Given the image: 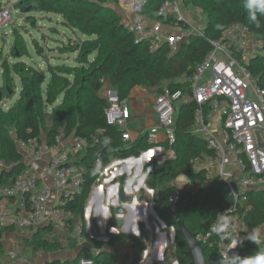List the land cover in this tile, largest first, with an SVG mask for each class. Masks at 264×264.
I'll return each mask as SVG.
<instances>
[{"label":"trees","instance_id":"16d2710c","mask_svg":"<svg viewBox=\"0 0 264 264\" xmlns=\"http://www.w3.org/2000/svg\"><path fill=\"white\" fill-rule=\"evenodd\" d=\"M144 1V14L151 22L191 30L188 21L161 12L165 0ZM181 1L188 11L192 8L200 9L206 16L207 23L199 32L192 31L176 51L168 44L152 51L147 43L135 42L134 33L128 30L123 15L116 8L117 0H20L25 8L30 9L25 17L27 23L36 24L34 14L53 15L60 18L61 26L77 37H69L71 47L65 51L78 55L74 66L64 61L53 64L51 60H63L61 55L48 58L45 48L39 41L33 40L34 51L46 63L47 72L51 76L47 80L41 69L22 61L29 57L28 47L18 28L13 29L15 45L11 47L10 57L16 62L7 68L5 78L8 86L12 85L16 92V82L11 75L14 71L20 79L21 90L16 105L9 111L0 109V137L3 145L0 158L6 165L0 166V183L3 185H11L26 168L18 141L37 140L40 146L46 143L48 147H55L69 143L76 137L86 140V145L71 161V165L82 173V191L68 204V208L74 212V218L69 222L65 233L76 231V224L82 221L79 238L89 247H85L76 259L51 260L46 264H78L82 258L93 259L95 264H118L116 254L103 251L102 248L111 247L122 240L131 241L133 249L137 250L132 264H138L145 251L146 247L137 237L108 233L107 242L97 241L88 236L85 226L86 200L101 173V169L95 167L96 160L101 159L103 167H106L115 160L138 157L152 148L147 132L134 141H125L124 131L107 123L106 110L109 103L104 97L105 90L114 89L122 102L128 100L136 87L158 96L166 89L187 93L191 87L188 77L210 53L212 42L222 39L233 22L244 24L254 35L264 40V15L257 14L261 25L257 28L248 18L244 0ZM21 3L17 4L18 9H21ZM73 42L77 44L74 43V46ZM48 50L50 54L55 53L54 48L48 47ZM248 69L256 83L264 89V56L251 58ZM175 110L176 143L173 146L165 143L164 147L166 152L175 151L176 158L164 163L151 162L148 165L151 171L147 184L155 193L156 212L169 228L176 231L172 258L177 259L179 264H193L188 256L189 246L177 222L161 212L163 207L170 208L168 196L173 187L166 195L167 184L183 175L191 180L193 186L183 193L173 210L195 235L207 233L211 224L217 220L219 212L235 207V200L230 189L219 178L207 180V172L195 170L191 164L198 156L212 155L206 141L194 134L197 104L179 102ZM45 115H48L51 124L44 122ZM106 137L110 139L107 145L103 143ZM195 187L196 190L193 189ZM249 198L247 205L250 209L244 216L248 233L264 224V191H253ZM117 224L115 217L110 219V228ZM140 229L143 231L144 226L141 225ZM3 232L15 234L16 231L9 228ZM58 235H53L52 227L40 226L31 232V238L38 239L31 246L35 245V252L65 249L58 239H54L60 237ZM218 237L219 235L216 236L217 239ZM1 238L2 234L0 253L4 251ZM91 248H98L102 252L93 255ZM243 249L239 256L247 257L264 249V246L246 240ZM205 256L212 260V264H218L221 255L214 247L206 249Z\"/></svg>","mask_w":264,"mask_h":264},{"label":"built area","instance_id":"2783aa9c","mask_svg":"<svg viewBox=\"0 0 264 264\" xmlns=\"http://www.w3.org/2000/svg\"><path fill=\"white\" fill-rule=\"evenodd\" d=\"M144 4V0L134 4L136 11L139 12ZM161 12L186 20L176 0H165ZM125 23L128 30L134 33L135 42L147 43L152 51L165 44L176 51L192 32L181 30L164 36L156 27L131 21ZM259 55L264 56V40L244 24L233 22L222 39L212 42L210 53L188 77L191 85L189 92L166 89L164 94L157 97L154 111L158 126L148 132L152 148L144 151L139 158L123 160L125 165L139 161L149 164L155 157L165 154V147L160 144L158 135L163 133L164 142L170 146L176 143V104L196 103L194 134L206 141L212 155L198 156L191 164L195 170H205L207 180L219 178L230 189L235 207L219 214L231 217L229 233L240 236L248 233L244 216L250 209L247 205L250 202L249 194L264 191V89L256 83L248 69L250 59ZM104 97L109 103L107 123L124 131L125 141L131 140L127 130L131 111L126 102L120 101L118 93L111 88L105 90ZM85 145L86 140L81 137L55 147H48L46 143L40 146L37 140L18 141L26 168L11 185L0 183V236L4 229L9 228L31 233L40 226H49L53 229V235L68 231L69 222L74 218L68 204L82 191V173L71 165V161ZM46 153L50 159L44 173H41L35 161L42 159ZM115 163L113 161L103 167L101 159L96 160L95 167L101 169L99 180L105 176L113 177L117 170L110 172L109 169ZM192 186L190 179L175 180L168 196L170 208L174 209L183 193ZM217 220L207 233L197 235V241L205 250L216 247L220 255L227 252L230 258L235 257L238 247L230 248L228 239L221 240L220 236L217 239V234L209 235ZM88 221L87 234L94 239V224ZM82 225V221L78 222L76 229L80 231ZM117 232L115 227H111L102 237L108 239V233ZM169 259L167 262L164 251L162 264H179L177 259ZM78 264L95 263L93 259L82 258Z\"/></svg>","mask_w":264,"mask_h":264},{"label":"rangeland","instance_id":"374dc122","mask_svg":"<svg viewBox=\"0 0 264 264\" xmlns=\"http://www.w3.org/2000/svg\"><path fill=\"white\" fill-rule=\"evenodd\" d=\"M137 5L140 0H117V10L121 15L124 17V21L128 22L131 21L132 23H140L145 26H151L152 22L145 16L143 7L141 10L136 11L137 6L131 5V2H134ZM180 6V13L181 15L188 21L190 26L193 29V32H199L202 30L206 22V16L202 13L200 9L192 8L190 11L185 9L182 5L181 0H177ZM21 3L20 0H0V109L7 110L11 109L14 105H16L18 94L21 90V82L18 78L17 74L12 71V79L16 82V88H12V85L7 84L5 73L7 68L10 66L11 63L16 62L13 57H10L11 47L15 45V38L13 34V29L18 28L19 32L21 33L24 41L27 44L29 57L23 58L22 61H25L27 64L35 65L37 69H41L47 78L50 79V74L47 72L46 63L43 61L42 58L38 57L34 51L32 42L33 40L39 41L40 45L45 48V54L48 58L53 57H60L63 60H51L53 64H59L63 61L69 65H76V61L78 55L74 52L65 53L71 44L69 43V37L76 39V35L71 33L70 30L64 28L60 25L59 17L53 15H44V14H34V21L36 24L27 23L25 21L26 13H22L21 9H18L17 4ZM21 6V4H20ZM162 33V32H161ZM163 34V33H162ZM164 36H170L172 33L163 34ZM84 37V36H83ZM63 41V43H61ZM77 44V42H73L72 45ZM70 44V45H69ZM75 46V45H74ZM48 47L54 48L55 53L50 54ZM93 57V56H91ZM6 87V88H5ZM16 93V96L14 94ZM164 94V93H163ZM49 115V114H48ZM48 115H45L44 122L51 124V120ZM134 130L136 132H140L142 129L140 127L142 124L140 122L134 123ZM44 137V135H43ZM148 150V149H147ZM146 151V150H145ZM0 152H3V145L1 142L0 137ZM166 152V151H165ZM173 152V153H172ZM142 155V154H141ZM132 157L139 158L141 157ZM176 158L175 151H167L162 156L155 157L157 163H164L169 160H173ZM50 157L46 153L42 159L37 160L35 162L39 164L47 165ZM25 160V159H24ZM124 159L115 160L118 166H125ZM143 160V159H142ZM0 166L6 167L5 161L0 158ZM151 169V167H150ZM99 183V180L97 184ZM96 184V185H97ZM168 189L165 190V194L168 195L171 188L175 185V180L173 182H169ZM190 188V187H189ZM197 189V188H196ZM194 189V190H196ZM190 190V189H188ZM156 199V198H155ZM158 203V202H157ZM160 204V203H159ZM85 226L88 229V219L85 216ZM110 221V220H109ZM92 223V221L90 220ZM109 227L105 226V228ZM98 228L100 233L98 236L95 235L94 239L99 241L100 238L103 236L104 230ZM108 229L105 231L107 232ZM79 232L77 229L72 233H62L54 239H58L61 244L65 247L62 250H56L52 252H45L44 250H40L35 252L33 250L32 242H36L38 239L31 238V233L29 231H18L13 233H9V235H5L2 233L1 242L3 244L4 251L0 253V264H46L48 261L61 259V260H73L78 257L79 249L83 247H89L85 243L84 240H80ZM174 233V229H172V235ZM169 238V237H168ZM62 239L65 241L62 242ZM93 239V238H92ZM169 240V239H168ZM170 241V240H169ZM252 243V242H250ZM254 244V243H252ZM261 247L264 246V241L260 244ZM243 247V246H242ZM238 247L237 251L243 252V248ZM103 251L107 252V247L102 248ZM93 255H97L98 253L102 252L98 248H91ZM166 259L172 257L174 254V243L166 248ZM162 259V258H161ZM158 260V264H162L163 262ZM147 264V263H146Z\"/></svg>","mask_w":264,"mask_h":264},{"label":"crops","instance_id":"0c3cea01","mask_svg":"<svg viewBox=\"0 0 264 264\" xmlns=\"http://www.w3.org/2000/svg\"><path fill=\"white\" fill-rule=\"evenodd\" d=\"M151 26L156 27L163 34L172 33L173 35L183 30L177 26H163L157 22H152ZM191 30L193 31L192 27ZM157 97L158 94L149 92L141 87H136L132 90L130 97L126 101V105L131 111V119L128 122L127 130L131 135L132 141L158 126L157 115L154 111V103ZM138 122L142 124L140 132H136L133 126L134 123ZM158 139L160 144L164 146L163 133L160 132ZM149 164L146 161L130 162L122 167L118 166L117 163L113 164L109 170L110 172L117 170V172L112 178L105 176L100 179L86 200V218L96 225L94 228L98 227L103 230L105 226H108L106 220L115 217L116 223L122 220L124 225L117 233H113L114 235H127L140 239L142 245L146 248L138 264H158V260L162 258V254L169 246V243L170 245L174 243L173 228H169L166 225L154 208L155 193L147 184L151 171ZM35 165L41 173H44L45 164L36 163ZM188 179L187 176L183 175L175 180L183 181ZM122 193H124L125 197H130L131 200L122 199ZM120 208L123 209L124 214L118 212ZM141 225L144 226L143 231L140 229ZM114 227L116 228L117 225ZM94 228L93 233L95 234ZM145 232L148 233V238L145 237ZM6 234L9 235V233L5 232ZM109 251L116 254L118 264H132L137 254V250L133 249V244L129 240L116 242L111 247L107 246V252ZM236 255H239V251H236L234 256ZM169 260L168 258L167 262Z\"/></svg>","mask_w":264,"mask_h":264},{"label":"clouds","instance_id":"9594fccd","mask_svg":"<svg viewBox=\"0 0 264 264\" xmlns=\"http://www.w3.org/2000/svg\"><path fill=\"white\" fill-rule=\"evenodd\" d=\"M244 8L248 13L249 20L255 24L257 28L261 25L259 23L257 14L264 15V0H244ZM217 27H221L217 25ZM105 145L110 143L109 138H105L103 141ZM231 227V217L226 214H218V220L216 224L211 228L209 235L217 234L221 240L228 239L230 242V248L236 249L242 247L245 240L260 245L264 241V224L259 225L251 230L244 236L238 234L229 233ZM227 234V235H226ZM218 264H264V249L258 250L254 255L241 257L236 255L235 257H229L228 253H222Z\"/></svg>","mask_w":264,"mask_h":264},{"label":"water","instance_id":"95a60500","mask_svg":"<svg viewBox=\"0 0 264 264\" xmlns=\"http://www.w3.org/2000/svg\"><path fill=\"white\" fill-rule=\"evenodd\" d=\"M29 11H30V9L29 8H25L23 6V4L21 3V12L22 13H28ZM121 198L124 199V200H126V201H130L131 200L130 197H125L124 193L121 194ZM152 211L155 213V211L153 209H152ZM118 212L120 214H124V211L121 208L118 209ZM161 212L163 214L169 215L170 217H172L177 222L178 228H179L181 234L183 235L184 239L186 240V242H187V244L189 246L188 256L192 259V263L193 264H212V260L211 259L208 260L206 258V256H205V249L198 243V241H197V235L193 234L186 227V225L184 224V222L181 221V220H179V217L176 214V212L173 209L168 208V207H163L161 209ZM110 219L111 218H109V219L106 220V224H107V222H109ZM123 225H124V221H122V220L118 221L116 230L117 231L120 230ZM107 229L110 230V228L106 227L105 230H104V232ZM94 232H95V235L96 236L99 235L100 231H99L98 227H95L94 228ZM175 236H176V231L174 230V233H173V241H175ZM145 237L148 238V233L147 232H145ZM100 240L101 241H104V242H107L108 241L107 237H101ZM84 250H85V247L81 248V250L78 253V256ZM55 260H61V259H55Z\"/></svg>","mask_w":264,"mask_h":264},{"label":"bare ground","instance_id":"6f19581e","mask_svg":"<svg viewBox=\"0 0 264 264\" xmlns=\"http://www.w3.org/2000/svg\"><path fill=\"white\" fill-rule=\"evenodd\" d=\"M135 4V1L134 2H131V5H134Z\"/></svg>","mask_w":264,"mask_h":264},{"label":"flooded vegetation","instance_id":"af4514ba","mask_svg":"<svg viewBox=\"0 0 264 264\" xmlns=\"http://www.w3.org/2000/svg\"><path fill=\"white\" fill-rule=\"evenodd\" d=\"M175 230V229H174Z\"/></svg>","mask_w":264,"mask_h":264}]
</instances>
